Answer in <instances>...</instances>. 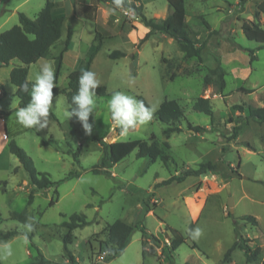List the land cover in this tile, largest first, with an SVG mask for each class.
I'll return each instance as SVG.
<instances>
[{
  "label": "rangeland",
  "instance_id": "rangeland-1",
  "mask_svg": "<svg viewBox=\"0 0 264 264\" xmlns=\"http://www.w3.org/2000/svg\"><path fill=\"white\" fill-rule=\"evenodd\" d=\"M128 1L156 20H163L170 11L166 0ZM45 2L0 0L1 8L6 9L0 13V32L19 23V12L35 18ZM55 3V13L64 11L62 37L40 65L31 66V80L35 81L43 63L54 67L53 56L60 53L72 28L59 86H68L71 71L88 67L94 45L100 43L89 67L108 94L94 97L92 134L97 139L86 138L77 118H69L64 93L50 109L48 128L37 132L21 126L16 118L8 121L9 137L32 157L39 172L48 173L58 183L35 192L30 203L29 176L0 134V255L4 245H10L12 251L11 256L0 259V264H28L41 257L50 260L48 264H264V122H256L247 112L249 105L264 106V45L249 40L242 30L245 20H256L264 28V0H186L191 31L207 39L200 59L185 57L177 41L165 33H154L140 45L148 28L132 7L116 8L111 2L99 0ZM206 22L215 33L208 31ZM246 49L253 50V60ZM114 50L125 55L112 58ZM217 58L227 72L223 90L216 83H204L205 75L217 66ZM7 73L0 70V83L10 91L14 86ZM117 91L138 101L143 96L152 109V118L127 135L114 126L107 106ZM199 97L210 99L213 118L194 110ZM166 99H177L185 112L179 123L182 131L170 135L165 134L166 125L155 115ZM4 102L11 109L10 96ZM237 106H243L244 111ZM189 124L201 127V131L189 129ZM236 125L238 135L233 138ZM152 134L164 153L171 155L167 164L162 159L151 162L136 156L138 143ZM100 139L108 144L114 158L108 168L113 177L91 170L102 157ZM42 140L48 144H42ZM206 163L215 164L217 169L155 187L156 182L175 173L181 175ZM70 173L78 175L66 179ZM227 183L234 199L232 216ZM55 190L58 200L51 206ZM13 212H25L27 221L13 218ZM75 213L85 214L88 224L72 232V262L64 251L63 235L68 229L63 223ZM243 215L256 217L257 224L242 220ZM117 219L139 225L147 235L136 230L125 250L106 261L110 250L107 225ZM236 220L247 244L253 250L259 248L255 261L248 262L240 248L224 258L237 239ZM167 225L186 237V242L172 252V258L161 249L170 242ZM197 228L200 235L193 239L191 233ZM8 230L18 233L4 239L3 233Z\"/></svg>",
  "mask_w": 264,
  "mask_h": 264
},
{
  "label": "trees",
  "instance_id": "trees-1",
  "mask_svg": "<svg viewBox=\"0 0 264 264\" xmlns=\"http://www.w3.org/2000/svg\"><path fill=\"white\" fill-rule=\"evenodd\" d=\"M101 2H112V0H99ZM169 5V13L163 20H156L154 18H149L145 14L139 12L138 6L132 2L125 0L123 6L132 7L137 10L138 15L140 16L141 22L148 28L145 36L140 40L139 44L142 45L146 42L154 33H165L172 38H174L180 50L184 53L185 57L198 59L201 58L202 51L207 47V39L200 38L193 34L190 29V25L187 21V9H186V0H166ZM54 0H46L44 7L38 12L35 18L28 17L25 13L19 12V23L0 32V67L7 66L11 64L14 60H18L20 63L15 65L10 72V81L17 87L15 96L18 98V108L25 107L30 101V90H31V81L28 79L29 67L32 63L37 62L40 58L44 57L49 49L54 46L62 37V28L64 23L63 16H54L53 9L55 7ZM257 17V13H255ZM206 28L211 33H215L210 29V24L205 23ZM242 30L245 36L249 40L256 41L264 45V28L256 20H245L242 24ZM73 29L69 28L67 31V37L64 40V45L62 50L58 55L54 57V75L55 87L53 88V98L59 94L64 93L67 97L69 103V112L71 111L74 105L72 104V97L77 94L79 87V77L83 71H91L90 64L92 63L95 55L99 51L101 44L97 43L94 45V48L88 59V67L86 69H76L69 73L68 76V86L62 88L58 85L59 77L61 74V69L63 65V59L65 52L69 49L73 37ZM251 53V60L254 59L252 55L253 50L246 49ZM125 53L120 50H114L110 53V57L118 58L124 56ZM217 66L209 70V73L204 77V83L209 85L211 83H216L219 86L220 90H223L226 87L225 76L227 72L225 68L221 65L217 58ZM174 73L171 75V78H174ZM26 80L30 81L29 92L25 93L20 90V85ZM251 92L252 90H247ZM107 88L103 85H100L96 89V95L105 96L107 95ZM139 101H142L146 107H150L148 102L143 96H139ZM194 110L204 112L209 115L211 118L214 116V110L212 103L209 98L199 97L195 100L193 104ZM239 111H244L243 106H237ZM17 109V108H16ZM9 111L8 113L12 112ZM248 117H251L258 123L264 122V106L255 107L253 105L247 106ZM6 113V114H8ZM156 117L166 125L165 134L170 135L173 132L182 131V127L179 124L182 119L185 117V112L177 99H166L161 103L157 111L155 112ZM89 123L93 125V116H89ZM80 126L82 124L79 122ZM83 128V127H82ZM189 129H192L196 132L201 131V127L194 126L189 124ZM239 126L236 125L233 127V138H236L238 135ZM85 134V131H84ZM88 139H97L96 136L92 134L86 135ZM169 137V136H168ZM103 147L102 157L98 164L92 167V171L96 174L105 173L106 175H111L108 168L112 167L114 164V158L111 154L110 147L108 144L100 139L99 141ZM42 144H48V141L41 142ZM250 147V145L247 143ZM166 146H168L166 144ZM8 147L12 154H14L20 161L21 165L27 172L29 176V185H30V194L29 202L32 203L34 199L35 192L41 189H47L51 186L56 185L58 182L53 181L50 178L48 173L39 172L34 164V161L31 156L18 144L16 139L8 137ZM225 150V149H224ZM79 153L76 154L78 159ZM136 156L138 158L147 157L151 162H155L158 159H162L166 164L172 158L171 155L164 153L163 149L158 143L157 137L152 134L148 140H142L138 143ZM217 167L215 164L206 163L201 164L197 169H188L181 175H172L170 178L162 181L159 185H167L173 181L181 182L186 177L190 175L200 176L207 171H214ZM73 175H78V173H70L66 178L69 179ZM56 194L58 193L55 190ZM58 200V194L55 198H52L50 205H54ZM229 216H232L229 213ZM12 217L18 219L22 222L27 221V215L25 212L18 213L13 212ZM242 220H246L252 224H257L256 217L252 215H243L241 216ZM235 223V234L237 239L234 243L227 249L225 252L224 258L228 259L232 252L236 248H240L244 251L246 260L248 262L255 261L257 259L259 248L253 250L248 244L247 240L242 236L239 230V224L236 221ZM88 224L87 216L83 213H75L71 215L69 221H65L63 226L67 227L68 232L63 235L64 251L65 255L72 261L75 262V257L72 251L69 249V245L73 242V230L76 228L82 227ZM195 226V223L190 224V230ZM138 229H141L143 235H147L144 228H140L139 225L135 223H127L121 219H117L112 223L107 225V234H108V244H109V253L105 257V260H111L118 256L121 252L125 250L128 244L131 241L132 235ZM170 232L171 238L169 243L163 244L161 247L163 253L167 257L172 258V252L175 251L181 244L186 242V237L177 229L171 228L167 225L166 230ZM17 230H8L3 233V238L7 239L15 234ZM31 239V235L29 236ZM149 238L154 241H158L156 236L153 234L148 235ZM51 263L50 260H47L43 257L40 259L28 263V264H48Z\"/></svg>",
  "mask_w": 264,
  "mask_h": 264
},
{
  "label": "clouds",
  "instance_id": "clouds-1",
  "mask_svg": "<svg viewBox=\"0 0 264 264\" xmlns=\"http://www.w3.org/2000/svg\"><path fill=\"white\" fill-rule=\"evenodd\" d=\"M116 8L123 7L125 0H112ZM55 75L50 64H43L35 76V82L26 80L20 85V90L28 93L31 83L30 101L16 111V122L25 128H35L40 132L49 126V113L53 102V88ZM100 81L92 71H83L79 77L77 94L72 97L71 111L67 113L69 118L75 116L82 124L86 135H90L92 125L89 123V116L94 115L96 89ZM108 110L115 127L120 129L122 135H127L130 129L136 128L138 124H145L152 118V109L146 107L142 101L122 92H114L108 101ZM32 228L29 225V231ZM201 230L195 229L191 233L193 239L200 235ZM12 255L11 246H3V254L0 259H6Z\"/></svg>",
  "mask_w": 264,
  "mask_h": 264
},
{
  "label": "crops",
  "instance_id": "crops-1",
  "mask_svg": "<svg viewBox=\"0 0 264 264\" xmlns=\"http://www.w3.org/2000/svg\"><path fill=\"white\" fill-rule=\"evenodd\" d=\"M55 2H57V0H54ZM2 5L0 6V13H3L6 9H2L1 8ZM56 7H57V4H55V7L53 9V14L54 16H63L64 15V11L58 13L56 12L55 13V10H56ZM166 18V17H164ZM65 22V21H64ZM64 24V23H63ZM74 34V33H73ZM71 44V43H70ZM70 47V45H69ZM50 50V49H49ZM55 56H53V59H54ZM44 57L40 58L37 62L35 63H32L29 67V73H28V79L31 80L30 78V70H31V66L33 64H37V65H40L42 63V59ZM20 62L18 60H14L11 64L7 65V66H1L0 67V70L1 69H4L5 72H8L7 74L9 75L10 77V72L12 70V68L15 66V65H18ZM44 64V63H43ZM54 69V67H53ZM69 76V75H68ZM33 81V80H31ZM35 82V81H34ZM12 83V82H11ZM13 84V83H12ZM58 85H59V81H58ZM13 88H11L10 91H8L7 89H5L4 85L2 83H0V134L3 135V138L5 140H8V137H9V134H8V130H7V125H8V121L12 118H16V111L18 108V98L15 96V93H16V90H17V87L13 84ZM62 88H66V87H62ZM60 95L62 94H59L57 95L56 97L53 98V102H52V107L55 105L56 101H58L57 99L60 97ZM65 95V94H64ZM8 96H10V101H11V109L7 108L6 105H7V102H4L5 99H8ZM13 97V98H12ZM66 97V95H65ZM17 98V100H16ZM67 98V97H66ZM15 99V100H14ZM69 104V103H68ZM51 107V108H52ZM13 110L12 112L8 113L9 111ZM8 113V114H6ZM54 116H56V114H54ZM209 126H206L205 128H208ZM172 134V133H171ZM11 138V137H9ZM173 175H180V174H173ZM172 176V175H171ZM170 176V177H171ZM192 176V175H190ZM189 176V177H190ZM169 177V178H170ZM187 178V177H186ZM185 178V179H186ZM162 181H159V182H156L155 184V187H160L161 185H159ZM174 182V181H173ZM178 182V181H176ZM172 183V182H171Z\"/></svg>",
  "mask_w": 264,
  "mask_h": 264
},
{
  "label": "water",
  "instance_id": "water-1",
  "mask_svg": "<svg viewBox=\"0 0 264 264\" xmlns=\"http://www.w3.org/2000/svg\"><path fill=\"white\" fill-rule=\"evenodd\" d=\"M226 191H227V193L229 195L228 201H227V204L229 206V213L233 214L234 213V199L231 196V184L230 183H227Z\"/></svg>",
  "mask_w": 264,
  "mask_h": 264
}]
</instances>
